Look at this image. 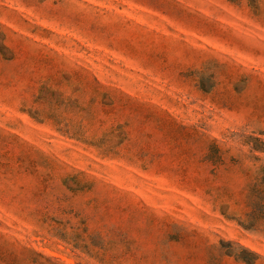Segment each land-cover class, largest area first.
Wrapping results in <instances>:
<instances>
[{"label":"rangeland","instance_id":"1","mask_svg":"<svg viewBox=\"0 0 264 264\" xmlns=\"http://www.w3.org/2000/svg\"><path fill=\"white\" fill-rule=\"evenodd\" d=\"M0 264H264V0H0Z\"/></svg>","mask_w":264,"mask_h":264}]
</instances>
